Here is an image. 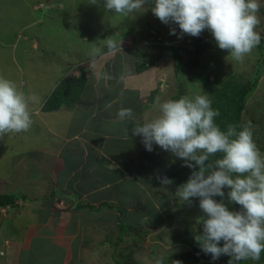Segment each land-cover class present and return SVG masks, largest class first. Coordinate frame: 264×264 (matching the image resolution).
<instances>
[{
	"label": "rangeland",
	"instance_id": "1",
	"mask_svg": "<svg viewBox=\"0 0 264 264\" xmlns=\"http://www.w3.org/2000/svg\"><path fill=\"white\" fill-rule=\"evenodd\" d=\"M52 2V8L47 9ZM258 2L261 5L258 12L260 24L256 27V31L261 35L262 41L250 54L245 56L243 62H239L233 59L228 50L218 47L210 30L205 29L198 37H194L182 33L178 24L174 22L170 21L168 24L161 22L151 10L155 6L154 0H148L143 9L128 16L106 11L104 0H98L97 4L91 3V0H0V76L16 82L20 89L24 85L22 91L25 94L29 91L31 82H34L38 85L34 89L37 93L36 100H42L45 96L41 93L39 88L41 84L39 83L45 80L46 68L49 70L51 64L55 63L54 60L62 56V52L68 51L72 60L76 59L72 62L71 67L74 62L77 65L78 56L81 59L82 56L87 57L82 63L83 65L90 61H96L97 64L104 61L107 71L112 70V76L116 66L109 67V63L113 64L115 57L113 54H109L104 59L101 54L109 50L108 40H114L118 44L121 42V49H123L124 45L131 47L130 39L133 36L150 29L151 26L163 28L168 35L174 26L176 34L180 35L179 38L185 39L183 42L189 48H194L195 45H198L197 48L201 47L197 57L192 52L188 54L183 52L184 58H195L194 61L187 63L186 70L175 71L173 54L165 50L157 49L156 59L152 63L149 46L142 49L141 52L146 55L139 58L136 57L135 46L131 47L133 52L128 46L124 50L125 53L123 52L122 57L131 65L135 61L134 59L132 62V57H136L140 63H151H149V73L154 77L152 80L157 81L158 85H154L151 96L148 94L143 98L145 99V110L150 111L153 116L156 112L159 115V103L168 99L176 100L181 96L191 98L195 95H207L211 100L213 89L220 88L227 80L245 84L251 82L254 89L247 97L242 112V122L243 124L248 121L252 122L253 139L264 157V0H258ZM34 5L38 8L37 10L34 9ZM36 16L41 19L38 25L32 26L31 22ZM25 25L26 27H24ZM22 27L24 30H21ZM25 33L37 34L44 43L42 45H45L44 48L42 47L45 52L33 50L31 48L32 38ZM205 41H209V43L203 45ZM53 47L54 50H47ZM94 48L100 49L96 55L91 54ZM25 65L31 66L27 70L30 73L27 72L25 76H22L21 67H25ZM80 65L78 64L79 68L82 66ZM41 66H44V71L40 70ZM32 119V126H34L37 119L35 116H32ZM145 122L148 121L145 119L143 124ZM122 127L123 124L120 125V128ZM44 130L43 126L38 127L39 132H44ZM130 138L127 141L131 143ZM105 139L109 138L105 137ZM112 145L118 155V147L122 143L117 141ZM16 146L20 148L21 143L13 141V132L0 138V157H2L0 176H3L0 178V190L3 191L8 184H13L12 177L16 173L14 167L16 162L14 148ZM123 146L125 147V144ZM130 146H133L130 152L132 155L147 157L149 154L145 146L135 142H132ZM157 146L153 144L154 149ZM156 149L164 153L163 159L159 163H155V167H158L159 177L166 176L172 181V174L177 171L174 169L175 166H179L184 161L159 146ZM180 186L173 183L154 185L151 188L154 203H148V196L143 197L147 200L145 204L141 199L142 204L139 205H137L136 196H139L142 190L138 186H135L132 191L129 189L127 194L132 199H129L128 204H123L118 200L113 208V213L106 208L103 209L107 214H103L99 218L101 228L93 236V240L96 238L95 242L87 243L81 248L79 261L76 264H119L114 256L120 258L123 263L156 264L158 259H162L163 264H172L173 260L169 256L185 251L194 252L203 264H228L229 258L221 261L213 260L211 254H205L201 250V244L196 237L203 234V220L206 219V214L199 207V197L192 198L190 203L178 198L176 191ZM223 191L225 192L223 198L216 196L214 199L218 202L223 200L229 210L239 211L241 206L228 199L227 193L230 189L226 188ZM12 194L15 195L13 198L20 196L19 192ZM127 194L123 193L121 196L125 197ZM117 195L120 199L119 192ZM122 205L129 206L128 210L131 213L126 212L124 215H119L123 210ZM8 210L3 214L0 213V264H9V261L13 260L12 253L9 251L12 241L5 237L6 233L12 230L11 222L9 223V220L6 222V219H10V216L13 215ZM159 218H163L161 223L157 221ZM127 223L132 227L125 232L123 229L128 228ZM88 230L91 232L92 228ZM139 233L144 234V237L137 240ZM131 248L134 249L133 252ZM253 261L264 264V261L260 259Z\"/></svg>",
	"mask_w": 264,
	"mask_h": 264
},
{
	"label": "crops",
	"instance_id": "2",
	"mask_svg": "<svg viewBox=\"0 0 264 264\" xmlns=\"http://www.w3.org/2000/svg\"><path fill=\"white\" fill-rule=\"evenodd\" d=\"M52 5L53 2L47 9ZM40 19L33 17L32 26L38 25ZM30 38L31 48L44 53L45 45L39 36L32 34ZM127 46L118 52L106 50L101 53L104 59L109 54L115 57L114 63H109V67L116 66L112 76V70L107 71L104 61L100 64L90 61L83 65L86 56L82 59L78 56L77 65L74 62L71 67L76 59L72 60L68 51L62 52L49 70L46 68L45 80L39 83L45 97L30 104L37 122L27 132H13V141L21 143L20 148H14L16 173L11 176L13 184L5 185L4 191L0 190L20 194L18 205L11 210L13 215L6 219L12 224V230L5 236L12 241L9 251L13 260L9 264H76L81 248L95 242L93 236L101 228L99 218L107 214L104 208L113 213L118 200L128 204L132 199L127 194L128 190L132 191L135 186L142 190L135 198L137 205L145 204L147 200L143 197L148 196V203H154L151 188L161 185L155 163L163 159L164 153L157 151V146L147 157H139L130 154L133 148L130 145L135 142L144 146L142 137L133 135L132 129L142 126L145 119L149 121L150 117L158 116V112L153 116L145 110L143 99L148 94L151 96L158 82L152 80L150 68L137 71L136 57H132V62L135 59L132 65L122 57ZM47 50H54V47ZM78 64L82 66L76 72H85L87 77L81 93L70 104L47 109L46 103L58 84L72 68L75 71ZM30 67H21L22 76L29 72ZM40 70L44 71V66ZM37 86L31 82L26 95L36 97L34 89ZM122 107L132 109V118L119 119L117 113ZM39 126L44 127V132L38 131ZM127 137H131V143ZM117 141L122 143L118 147V155L112 145ZM117 192L122 199H118ZM123 193L127 196L122 197ZM122 206L125 213H131L129 206Z\"/></svg>",
	"mask_w": 264,
	"mask_h": 264
},
{
	"label": "clouds",
	"instance_id": "3",
	"mask_svg": "<svg viewBox=\"0 0 264 264\" xmlns=\"http://www.w3.org/2000/svg\"><path fill=\"white\" fill-rule=\"evenodd\" d=\"M148 0H104L106 11L128 16L143 9ZM97 4L98 0H91ZM153 14L165 24L170 21L178 24L182 33L198 37L202 31L212 32L218 47L228 50L234 60L243 62L246 55L261 42V35L256 31L260 24L258 0H154ZM174 29L169 35L163 28L158 31L156 40L160 43L145 46L143 39L138 49L148 47L150 55L155 54L160 45L184 44L183 51L188 54L195 51L189 48L185 39L179 38ZM171 44H165L164 41ZM176 40H181L176 42ZM131 41V39H130ZM131 46L135 45L131 41ZM110 52L121 51V42L107 41ZM136 48V47H135ZM94 48L92 55L99 53ZM35 96H27L16 82L0 76V138L7 133L27 132L32 124L30 104ZM120 120L132 118L131 108H121ZM220 115L212 108V101L207 95L194 97L181 96L159 103V115L132 129L133 135L142 137L147 151H153V144L165 151H170L193 170L186 183L177 189V196L184 202H191L199 197V207L206 214L203 220V234L197 236L201 250L211 254L213 260L221 255H228V264H237L241 260H259L264 252V157L253 139L251 121L239 126L229 125L224 131L215 123ZM127 133V129H126ZM222 153L214 163H206L210 156ZM195 162L193 164L192 162ZM161 185L170 184L166 177H157ZM227 187L228 199L241 206L239 211L229 210L223 200ZM223 241V246L220 242ZM156 264H163L158 259ZM172 264H182L175 260Z\"/></svg>",
	"mask_w": 264,
	"mask_h": 264
},
{
	"label": "trees",
	"instance_id": "4",
	"mask_svg": "<svg viewBox=\"0 0 264 264\" xmlns=\"http://www.w3.org/2000/svg\"><path fill=\"white\" fill-rule=\"evenodd\" d=\"M158 27L151 26L150 29H147L145 31H142L139 35H135L131 38V41L135 45V50H136V57L139 58L140 56L146 55V53H142L138 49L139 42L142 39H146L149 36H156L155 33H152V30H155ZM262 41V40H261ZM209 43V41H205L203 45ZM202 45V46H203ZM166 45H160V48L162 49H167V52H170L173 54L174 58V66H175V71L181 72L186 70V65L187 63L194 61L195 58L190 57L188 59L183 57V51L185 50L184 44H172L170 47H165ZM201 47H198L195 49V51L192 52V54H195V57H197L198 51H200ZM157 55H150L151 57V63L156 59ZM136 68L138 72H141L147 68L150 67L149 63H140L139 60H136ZM74 69L71 70L70 74L63 79L52 95L50 96L49 100L46 103V108L47 109H53V108H58L64 103L70 104L72 103L77 96L81 93L85 83H86V73L85 72H76L77 70H80L79 67L73 71ZM253 84L250 82L249 84H245L242 82H233V81H225L223 85L220 88H214L212 91V108L215 110H218L220 115L215 118V123L220 126V128L224 131L227 130V127L229 125H236L237 130L239 131L240 128L239 126L243 124L242 122V112L245 108V103L247 100V97L249 94L252 92ZM222 153H217L213 156L209 157V160L206 162L208 164L214 163V161L218 158H222ZM195 164V162H192ZM174 169H177L176 173L172 174V181L171 183L173 184H179L183 185L184 183L187 182L189 176L191 175V172L193 170L198 171L199 166H196L195 169H191L185 166V162L180 164L179 166H175ZM227 187H225L223 190H225ZM15 195L12 193H7V192H0V207H6L9 206L8 209L11 211L13 208H15L18 205V198H13ZM122 208V207H121ZM123 209V208H122ZM121 213L119 215H124L125 211L121 210ZM0 213L3 214V212L0 210ZM145 214V213H144ZM143 214V215H144ZM163 218H159L157 221L158 223H161ZM154 221V220H153ZM127 229H123L125 232L129 231L132 227V225L127 223ZM122 230V233H123ZM140 234V233H139ZM121 235V233H120ZM144 234L138 235L137 240L143 239ZM220 246H223V241L220 242ZM196 247V246H195ZM197 248V247H196ZM131 251L133 252L134 249L131 248ZM122 256L123 253H121ZM116 261L119 264H135V263H123L120 258H117L114 256ZM169 258L173 261L175 260H180L182 261V264H203L195 255L194 252L190 251H185L181 254L179 253H174V255H170ZM177 258V259H174ZM231 259L228 255H221L218 261L221 260H228ZM130 260V259H129ZM134 260V259H131ZM260 260L264 261V252H261L260 255ZM237 264H259L254 262L251 259L248 260H241L237 262Z\"/></svg>",
	"mask_w": 264,
	"mask_h": 264
},
{
	"label": "built area",
	"instance_id": "5",
	"mask_svg": "<svg viewBox=\"0 0 264 264\" xmlns=\"http://www.w3.org/2000/svg\"><path fill=\"white\" fill-rule=\"evenodd\" d=\"M152 33H155L156 36H158V38L161 39V36L158 35V31H157L156 29H155V30H152ZM179 41H181V40H176V42H179ZM158 43H160V40H156V39H155V36H152V37H150L149 39L144 40V42H143V44H144L145 46H149V45L154 46L155 44H158ZM164 43H165V44H171L172 42L165 40ZM177 44H178V43H177ZM8 207H9V206H6V207H0V210H1L2 212H5V211L8 210Z\"/></svg>",
	"mask_w": 264,
	"mask_h": 264
}]
</instances>
